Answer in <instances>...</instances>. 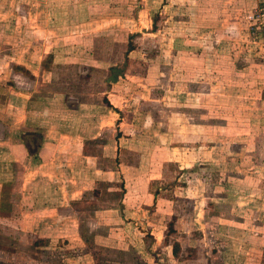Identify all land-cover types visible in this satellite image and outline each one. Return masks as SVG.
<instances>
[{
	"label": "rangeland",
	"instance_id": "374dc122",
	"mask_svg": "<svg viewBox=\"0 0 264 264\" xmlns=\"http://www.w3.org/2000/svg\"><path fill=\"white\" fill-rule=\"evenodd\" d=\"M27 1L50 18L71 4L56 86L104 136L85 141L97 180L69 205L74 229L16 233L2 216L0 264H264V0L220 30L204 0L207 21L171 33L147 0Z\"/></svg>",
	"mask_w": 264,
	"mask_h": 264
},
{
	"label": "crops",
	"instance_id": "0c3cea01",
	"mask_svg": "<svg viewBox=\"0 0 264 264\" xmlns=\"http://www.w3.org/2000/svg\"><path fill=\"white\" fill-rule=\"evenodd\" d=\"M147 1V15L153 16L149 25L154 24L155 12L159 10L161 23L156 25L165 26V33L168 28L171 33L176 24L207 21L198 10L204 0ZM212 1L216 4L211 15L216 14L210 22L218 30L228 22L246 27L241 14L256 2ZM238 2L243 5H237ZM102 9L107 10L105 6ZM3 10L0 12V217L9 219L5 225L16 233L50 234L62 226L74 229V224L68 221L72 218L69 205L80 200L90 189L86 186L97 180L92 179V154L85 151V141L104 136L103 131L83 127L84 119L77 118L75 110L70 111L66 92H60L56 86L57 67L61 66L55 58L61 52L69 53L59 50L58 42L71 39L75 16L68 4L64 13L52 7L51 18L45 17L40 1L11 0L4 4ZM176 14L180 16L176 18ZM226 28L233 32L231 26ZM214 39L220 40L219 36ZM46 55L52 56L53 64L48 68L42 62ZM35 131H40L43 138L33 155L22 135L31 142L30 135ZM95 166L102 170L97 163Z\"/></svg>",
	"mask_w": 264,
	"mask_h": 264
},
{
	"label": "trees",
	"instance_id": "16d2710c",
	"mask_svg": "<svg viewBox=\"0 0 264 264\" xmlns=\"http://www.w3.org/2000/svg\"><path fill=\"white\" fill-rule=\"evenodd\" d=\"M128 48H129V50H131L130 45ZM30 136H31V142H29L27 140L25 134L22 135V138H23V141H24L29 153L35 154V153H37V151L41 145V137H38V135H35V134H31ZM170 230H173L172 223H169V231ZM167 233H166V235H167ZM173 254L176 255V247L173 248Z\"/></svg>",
	"mask_w": 264,
	"mask_h": 264
},
{
	"label": "water",
	"instance_id": "95a60500",
	"mask_svg": "<svg viewBox=\"0 0 264 264\" xmlns=\"http://www.w3.org/2000/svg\"><path fill=\"white\" fill-rule=\"evenodd\" d=\"M111 75L108 77L107 81H115L121 71L119 67H111Z\"/></svg>",
	"mask_w": 264,
	"mask_h": 264
},
{
	"label": "built area",
	"instance_id": "2783aa9c",
	"mask_svg": "<svg viewBox=\"0 0 264 264\" xmlns=\"http://www.w3.org/2000/svg\"><path fill=\"white\" fill-rule=\"evenodd\" d=\"M258 14V13H257ZM261 18V20L259 21V24L261 23L262 28L264 29V12L259 14V16H257V18ZM258 28V27H257Z\"/></svg>",
	"mask_w": 264,
	"mask_h": 264
}]
</instances>
